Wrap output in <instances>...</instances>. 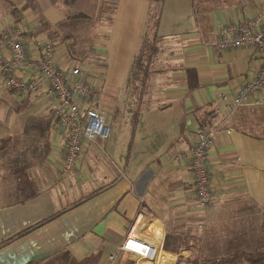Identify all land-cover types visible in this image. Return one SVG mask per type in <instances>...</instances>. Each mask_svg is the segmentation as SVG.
I'll list each match as a JSON object with an SVG mask.
<instances>
[{
	"label": "crops",
	"instance_id": "obj_1",
	"mask_svg": "<svg viewBox=\"0 0 264 264\" xmlns=\"http://www.w3.org/2000/svg\"><path fill=\"white\" fill-rule=\"evenodd\" d=\"M0 1L20 10L29 53L36 43L52 42L57 66L68 71L82 60L98 91L89 106L104 114L110 131L105 148L87 144L79 167L63 180L65 135L54 119V99L44 86L21 95L0 84V145L7 141L0 151V246L60 213L1 246L0 264H114V256L115 264L124 263L119 249L138 219L136 235L158 248L153 264H186L190 250L212 257L264 248V136L240 127L259 120L241 114L264 106H244L225 118L220 100L251 81L261 59L247 48L213 47L220 26L254 18L264 0ZM73 6L77 14L67 16ZM80 15L86 18L73 19ZM95 16L107 24L95 31L83 24L96 34L76 43L73 21ZM15 27L9 7L0 33ZM74 48L85 50L83 57ZM212 114L214 204L202 209L192 163L182 154ZM42 141L50 154L45 161L29 157L24 186L8 162ZM167 235L179 251L164 250Z\"/></svg>",
	"mask_w": 264,
	"mask_h": 264
},
{
	"label": "built area",
	"instance_id": "obj_2",
	"mask_svg": "<svg viewBox=\"0 0 264 264\" xmlns=\"http://www.w3.org/2000/svg\"><path fill=\"white\" fill-rule=\"evenodd\" d=\"M23 34L28 33L20 26L0 33V84L21 95H36L44 86L47 96L54 99V119L65 135V156L59 169L60 178L65 180L79 167L87 144H97L104 149L110 131L104 114L89 106V102L97 98L98 91L87 80L85 72L79 67L67 71L57 66L52 42L36 43L29 53ZM213 47L221 51L247 48L261 59L260 68L251 81L242 85L232 97H220L224 116L244 106H264V4L254 18L220 26ZM215 119L214 114L210 115L207 123L198 128L196 142L182 154L192 163L195 194L203 208L214 204L208 159L214 149ZM139 223L138 219L132 225L120 247L125 262L137 264L138 260H155V247L136 235L141 228Z\"/></svg>",
	"mask_w": 264,
	"mask_h": 264
},
{
	"label": "trees",
	"instance_id": "obj_3",
	"mask_svg": "<svg viewBox=\"0 0 264 264\" xmlns=\"http://www.w3.org/2000/svg\"><path fill=\"white\" fill-rule=\"evenodd\" d=\"M75 1L76 0H69L68 4H73ZM7 4L10 6V13L12 14L13 18L15 19V24L17 27L22 22V18H21V14H20L21 12L11 2L7 1ZM85 18H86L85 16L80 15V16H75L73 19L77 20V19H85ZM26 35H28V34H23V38ZM140 63L141 64L139 65V67L142 68L141 67L142 61H140ZM135 119H137V118H135ZM205 124H203V125H205ZM203 125H201V126H203ZM44 140H46L45 137H44ZM42 143H43V145L41 144L39 146L34 145V146L27 147L24 151L19 152L13 159H11L8 162V166H9V169H10L12 175L16 178V180L18 182H21V183L23 182L22 184H24V186L29 185V182H30L29 176L31 174V170L33 167V165L31 164V162L29 160V157L32 156L33 154H36V155L38 154V157L40 159H42L43 161H45L47 156L50 154V146L48 145L47 141H46V143H44L42 141ZM6 145H7V141L6 140L2 141L1 145H0V151H3L6 148ZM34 195H35V193H29L28 197L31 198ZM58 215H60V213H57V214L51 216L50 218H47L44 221L36 224L35 226L13 236L9 240L4 241L3 244H1V246L6 244L7 242H10L12 240L19 238L20 236L23 235V233L29 232V231L37 228V227H40L41 225L49 222L50 220L54 219ZM173 245H174V242H172L171 239L167 235V237L165 239V243H164V250L167 252L179 251V249L175 248ZM187 250H190V249H187ZM190 251H192V254L189 258H187L185 260L186 264H264V248H259V249L255 250L254 252L240 251V252H236L235 254H232V255L212 256V257L211 256L210 257H200L194 253V250H190ZM180 262H183V259H180ZM117 264H135V262L134 261H127L125 263L118 262Z\"/></svg>",
	"mask_w": 264,
	"mask_h": 264
},
{
	"label": "rangeland",
	"instance_id": "obj_4",
	"mask_svg": "<svg viewBox=\"0 0 264 264\" xmlns=\"http://www.w3.org/2000/svg\"><path fill=\"white\" fill-rule=\"evenodd\" d=\"M202 3V2H201ZM9 5H7L6 3H3L2 1H0V18H2V15L3 14H5V12L7 11V10H9ZM76 10V6L74 7H71V8H69L68 9V7H67V9L65 10V13H66V15L67 16H73V15H75V14H77V10ZM67 22V21H66ZM73 23H74V26L71 28V32L73 33V36H74V39H75V41H76V43H81L82 41L81 40H83V43H87L88 42V40H89V34L90 33H93V34H96V33H94L93 31H95L96 29H97V26H98V24H102V26H105L107 23H105L103 20H101V18L100 17H97V16H95V17H92V21H90V22H87L86 20H78V21H73ZM92 24L94 27L93 28H91L93 31L92 32H85V29H86V25H88V24ZM67 24H68V22H67ZM71 24V23H70ZM83 24H86L85 25V27L84 26H82ZM65 26V25H64ZM80 26H82L81 28H79ZM78 29V31H77V29ZM76 31H77V33H76ZM87 40H86V39ZM81 39V40H80ZM80 42H79V41ZM86 41V42H85ZM91 45V44H90ZM81 47H82V44H81ZM80 47V48H81ZM83 48H87V47H85V45H84V47ZM73 51H75L80 57H83V52H85V50H82L81 49V51L79 50V49H77V48H74L73 49ZM80 62H82V60H80V61H77V67H79L82 71H84L86 68H84V66H82L81 65V63ZM87 78H89V76H87ZM239 109H237L236 111H238ZM241 110H243V109H241ZM241 110H239V113L241 112ZM235 111V112H236ZM234 112V113H235ZM243 112V111H242ZM234 113H232V114H234ZM232 114H230V115H232ZM230 115H228V116H230ZM227 115L225 116V118H227L228 117ZM241 116H242V118H245V119H250V120H256L255 119V116H257L258 118H259V120H257V123L255 124V123H249V124H247V123H245V124H243V125H241L240 127H241V129L242 130H245L246 132H248V133H253V132H255L257 135H259V136H264V108H262V109H259V108H255V109H249V110H247V112H244V115L243 114H241ZM215 121H216V119H215ZM227 121V120H226ZM109 124V123H108ZM111 125H112V122H111ZM215 129H216V127H215ZM217 130V129H216ZM212 207V206H211ZM211 207H209V208H211ZM202 209H208V208H203V207H201ZM139 231V230H138ZM137 236H139L140 237V234H137ZM141 238V237H140ZM148 242V241H147ZM151 244V243H150ZM120 250V249H119ZM157 254H158V248H157V253H156V257H157ZM155 257V258H156ZM112 260V262L115 264V262L117 261V257L116 256H114V257H112L111 258ZM121 261V260H120ZM141 261H143V260H138V262H137V264H141ZM155 261V260H154ZM154 261H149V262H151L152 264H153V262ZM111 262V263H112ZM125 263V262H124Z\"/></svg>",
	"mask_w": 264,
	"mask_h": 264
},
{
	"label": "bare ground",
	"instance_id": "obj_5",
	"mask_svg": "<svg viewBox=\"0 0 264 264\" xmlns=\"http://www.w3.org/2000/svg\"><path fill=\"white\" fill-rule=\"evenodd\" d=\"M142 230V229H141ZM146 236V235H145ZM156 249V248H155ZM141 263L142 264H146V263H150L149 261H145V260H143V261H141Z\"/></svg>",
	"mask_w": 264,
	"mask_h": 264
}]
</instances>
